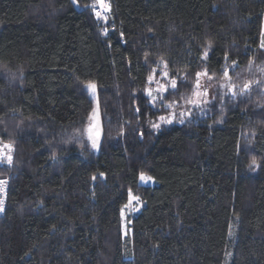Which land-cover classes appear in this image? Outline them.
Instances as JSON below:
<instances>
[{"label":"trees","instance_id":"16d2710c","mask_svg":"<svg viewBox=\"0 0 264 264\" xmlns=\"http://www.w3.org/2000/svg\"><path fill=\"white\" fill-rule=\"evenodd\" d=\"M93 1L0 0V264H264V85L221 92L262 80L264 0H110L108 33ZM153 69L187 77L154 106Z\"/></svg>","mask_w":264,"mask_h":264},{"label":"snow or ice","instance_id":"6c2138e0","mask_svg":"<svg viewBox=\"0 0 264 264\" xmlns=\"http://www.w3.org/2000/svg\"><path fill=\"white\" fill-rule=\"evenodd\" d=\"M74 2H75V0H74ZM97 3L101 6V8L104 10L105 13L110 10V5L105 3V0H97ZM93 11H94V14L97 17V19H101V18L104 19V20L108 19L107 15H102V13L100 11H96L95 5H93ZM105 31H107V30H105ZM120 35H121V37H123V33L122 32L120 33ZM262 35H264V34H262ZM260 48L264 49V40H262V42L260 44ZM210 50H212L211 49V43H209V45L207 46V49L199 57L201 62H207L208 61L209 55H210ZM224 59L225 60L228 59V54L227 53H225ZM163 63H164V67L167 68V62H163ZM236 63L237 62L235 60L232 61L233 66H235ZM250 64H251V62H250ZM259 71L264 73V67L259 68ZM155 74H156V71H155V69H153V74L148 76V80L152 81L153 79H155ZM161 75L164 78L170 80V88H171V90H175V91L179 90V84L185 83L187 81V77H181L179 82L175 78H170V74H169L168 71H163L161 73ZM224 76H225L226 79L231 80V78L228 76L227 71L224 72ZM195 77H196V79H195V87H197V88L201 87V84H200L201 77H208L209 79H211V77L208 76L207 70L201 71V72H196L195 73ZM254 83L257 84L258 86L264 85V80L248 81L247 83L243 84V86L239 89L238 92L235 90L236 89V85L235 84H231L230 85L231 96L235 97L237 95H245L248 91L251 90V86ZM88 87H90L93 91H95V85L93 83L89 82ZM146 91H147V94L151 97L150 103H152L153 106H154L156 101H157V97L152 95V89L151 88L147 89ZM157 91L160 92V93L169 92V84H159V87H158ZM203 94L207 95L206 91ZM196 96H198V97L201 96V93L197 92ZM160 99H163V97H161ZM213 99H215V97H213ZM188 103L192 104V105H195L196 107H199L201 103L207 105V104L211 103V101H209V100H188ZM168 107H171V105H169ZM136 110L139 111V108H137ZM191 114H192L191 111H189L187 113L181 111L179 113V116L181 118H183L185 116H189L190 117ZM174 119H175V113H173L172 115H170L168 117H165V116H160L159 117L160 121H164V122L169 123V124L172 123ZM181 123H183V119H181ZM152 127L153 128H159L160 125L159 124H153ZM98 146L99 145L97 144V142L95 140H93L92 147L93 148H98ZM12 147L13 146L11 144H2V143H0V160H5L6 159V162L9 165H11L12 162H13V156L10 154V152L12 150ZM5 149H7L8 152H5ZM254 166L255 167H259V165L257 164V161H256L255 158L252 159L251 164L249 165V167L252 168ZM100 176H104V174L100 173ZM140 178H141V180H145L146 179L143 173H141ZM93 179H96V177L94 176ZM147 179L150 180L151 178L149 177ZM6 183H7L6 180H0V192L4 191L3 186ZM128 195H129V205L133 201L139 202V197L133 196L131 190H129ZM129 205H126L125 207H128ZM4 211H5L4 201H3V199H0V213H3ZM121 215H123V209L121 210Z\"/></svg>","mask_w":264,"mask_h":264},{"label":"rangeland","instance_id":"374dc122","mask_svg":"<svg viewBox=\"0 0 264 264\" xmlns=\"http://www.w3.org/2000/svg\"><path fill=\"white\" fill-rule=\"evenodd\" d=\"M263 32H264V25H263ZM163 71H165V70H162V72ZM258 73L259 74H257V75L259 76V79L264 80V73H262L261 71H259ZM246 76L248 78L249 75H246ZM160 77L164 78L161 74H160ZM165 80H166V82H165ZM167 82H170V80L166 79V78H164L163 80H159V79H156V77H155V79L152 80V86L150 87L152 89V95L156 96L157 99H158L159 95H160V92L157 91V89L159 87V84H168ZM200 84H201V87L200 88L195 87L194 92L191 95L189 100H211L213 98V96L215 95V91H216L215 90V86L216 85L214 83V80L213 79H209L208 77H201ZM243 84H244L243 82L239 81L238 85L236 87L238 89H240L243 86ZM222 85H223L222 86L223 88L221 89V92H226V90L228 89L229 93H231L230 92V87H226L224 81H223ZM205 91H206L207 95L203 94ZM197 92H200L201 96H199V97L196 96ZM190 105H192V104H190ZM200 105H204V104L201 103ZM193 106H195V105H193ZM97 130L98 129L94 130V134L96 133ZM7 144H10V143H7ZM144 176H145L146 179L145 180H141V178H140V182L141 183H145V184H155L156 183L155 179H153L152 177H150L151 179L149 180V179H147V178H149V176H146V175H144ZM127 205H129V203ZM135 209L136 210H140L141 209V205H139V202L133 201L128 207H125V210L123 211V215H122L123 220H124V223H123L124 229H127V226H125L127 224L126 221H125L127 216L129 214L135 212Z\"/></svg>","mask_w":264,"mask_h":264},{"label":"built area","instance_id":"2783aa9c","mask_svg":"<svg viewBox=\"0 0 264 264\" xmlns=\"http://www.w3.org/2000/svg\"><path fill=\"white\" fill-rule=\"evenodd\" d=\"M105 3H107V4L110 5V10L107 11L106 13L101 8V6L97 3V0H94L93 1V3L91 4V9H92V13L94 15L95 21L99 25L104 26V32L105 33H108L110 31V29H108L106 27V25L109 23V17H110V12H111V2H110V0H105ZM93 5H95L96 11H100L102 13V15H107L108 16V19L107 20H104L102 18L101 19H97V17L94 14V11H93ZM105 30H107V31H105ZM2 144H7V143H2ZM5 152H8V150L5 149ZM10 154L13 156L12 150H11ZM13 158H14V156H13ZM0 164H7L8 165V163L6 162V159L5 160H0ZM0 180H6L7 181V183L3 186L4 191L3 192H0V199H3V201H4V207H5V211L3 213H0V216H4L5 213H6L7 204H8V197H9V191H10V178L7 177V176H2V177H0Z\"/></svg>","mask_w":264,"mask_h":264},{"label":"water","instance_id":"95a60500","mask_svg":"<svg viewBox=\"0 0 264 264\" xmlns=\"http://www.w3.org/2000/svg\"><path fill=\"white\" fill-rule=\"evenodd\" d=\"M90 88V87H89ZM90 90H92L91 88H90ZM92 94L94 95V97L97 99V97H98V89H97V86L95 85V91H93L92 90ZM100 129H98L97 131H96V133H95V135H96V137L97 138H99L100 137Z\"/></svg>","mask_w":264,"mask_h":264},{"label":"bare ground","instance_id":"6f19581e","mask_svg":"<svg viewBox=\"0 0 264 264\" xmlns=\"http://www.w3.org/2000/svg\"><path fill=\"white\" fill-rule=\"evenodd\" d=\"M13 152V151H12Z\"/></svg>","mask_w":264,"mask_h":264}]
</instances>
